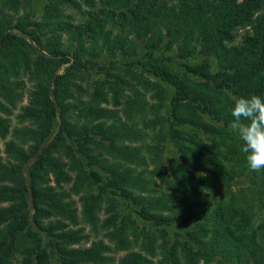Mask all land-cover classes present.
<instances>
[{
    "label": "trees",
    "instance_id": "obj_1",
    "mask_svg": "<svg viewBox=\"0 0 264 264\" xmlns=\"http://www.w3.org/2000/svg\"><path fill=\"white\" fill-rule=\"evenodd\" d=\"M253 94L264 0H0V264H264V217L211 197L264 179L229 128Z\"/></svg>",
    "mask_w": 264,
    "mask_h": 264
},
{
    "label": "rangeland",
    "instance_id": "obj_2",
    "mask_svg": "<svg viewBox=\"0 0 264 264\" xmlns=\"http://www.w3.org/2000/svg\"><path fill=\"white\" fill-rule=\"evenodd\" d=\"M62 10H63V13L65 14V16L68 17V20H70L74 24L81 23L85 20V16L81 14V10H83V9L77 10L74 8L63 7ZM41 12H42V10H39L35 13L36 18H38V19L40 18ZM243 33H244V30H238L237 31L234 43H238L240 41ZM63 43L65 45H69L71 43V37L68 35H63ZM98 60L99 59H97L96 61H98ZM110 61H112V62L116 61V62L120 63V62H123L124 59L117 56V55H116V57H111L109 55H105L101 60V62L103 64H108ZM63 69H64V67H62L60 69V72H62ZM96 76H100V75L97 73H93V77H96ZM86 79H88V75H86ZM85 85H86V83H85ZM167 88H168V94L170 97L172 91L169 87H167ZM27 89H30L29 85H26L25 90L23 91V96H22L21 102L17 105L16 109H14L12 111L13 114L9 117L10 124L12 126L16 125L15 124L16 123L15 116L19 111L18 110L19 107L22 105H25L27 103V92H26ZM167 146H168L169 152H171V153L174 152V148L170 144H167ZM2 150H3V145L1 142L0 143V151H1L0 155H3ZM260 182L261 183H258V185H254V183L251 180V175L247 172H244V174L235 173L233 175L232 180L229 181V183H226V182L219 183L218 187L213 191V193H211V197H212L213 201L215 203H217L218 201H220L222 199L227 200L229 198L228 195L230 193H234L236 195V197L244 196L249 201V203L251 204L252 210L256 216L255 221L259 222L262 219V217H264V191L256 194L254 199L249 198L248 196H245L244 194L248 190H256L258 188H261L264 190V179H262V177L260 179ZM260 185H263V186L260 187ZM191 226H192V224H189L187 226H184V228H189ZM98 237L101 238V234H99ZM92 240H93V237L90 238V241H92Z\"/></svg>",
    "mask_w": 264,
    "mask_h": 264
},
{
    "label": "clouds",
    "instance_id": "obj_3",
    "mask_svg": "<svg viewBox=\"0 0 264 264\" xmlns=\"http://www.w3.org/2000/svg\"><path fill=\"white\" fill-rule=\"evenodd\" d=\"M232 100L230 131L243 142L249 170L264 171V96H233Z\"/></svg>",
    "mask_w": 264,
    "mask_h": 264
}]
</instances>
